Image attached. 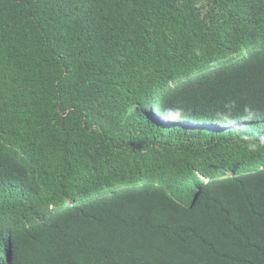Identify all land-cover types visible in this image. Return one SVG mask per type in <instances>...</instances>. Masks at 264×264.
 Segmentation results:
<instances>
[{"label": "trees", "instance_id": "trees-1", "mask_svg": "<svg viewBox=\"0 0 264 264\" xmlns=\"http://www.w3.org/2000/svg\"><path fill=\"white\" fill-rule=\"evenodd\" d=\"M0 264H264V0H0Z\"/></svg>", "mask_w": 264, "mask_h": 264}]
</instances>
